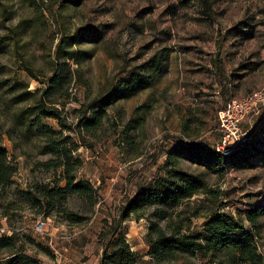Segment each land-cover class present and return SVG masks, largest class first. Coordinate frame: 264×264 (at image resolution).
I'll return each instance as SVG.
<instances>
[{
  "label": "rangeland",
  "instance_id": "374dc122",
  "mask_svg": "<svg viewBox=\"0 0 264 264\" xmlns=\"http://www.w3.org/2000/svg\"><path fill=\"white\" fill-rule=\"evenodd\" d=\"M134 76L146 85L128 86ZM259 90L264 0H0V141L16 168L14 184L1 191L12 209L6 218L0 208V234L29 235L27 254L40 264H101L103 233L118 224L122 207L175 168L203 181L205 192L121 223L139 264H159L147 255L152 224L167 232L179 220L184 233L194 234L211 211L241 216L264 257V115L248 160L218 166L205 151L186 148L168 156L179 141L212 148L218 111ZM109 91L112 102L91 135L80 127L79 110L90 118L95 97ZM39 99L56 108L64 127L39 116L27 130L21 114ZM45 127L61 131L54 138L74 150L76 182L96 189L93 207L69 194L45 217L25 202L20 191L32 185L64 184L60 159L45 152ZM62 210L81 220H67ZM256 211L252 225L245 213ZM39 222L46 234L35 231ZM199 261L198 254L183 255L177 264Z\"/></svg>",
  "mask_w": 264,
  "mask_h": 264
},
{
  "label": "trees",
  "instance_id": "16d2710c",
  "mask_svg": "<svg viewBox=\"0 0 264 264\" xmlns=\"http://www.w3.org/2000/svg\"><path fill=\"white\" fill-rule=\"evenodd\" d=\"M131 83H137L140 86L146 85L142 78L134 76ZM134 89H132L133 91ZM112 91V90H111ZM104 96H97L91 103L90 118H87V111L79 110L80 127L89 134L94 135V129L101 126L106 115L105 109L111 103L109 93ZM54 106L46 105L45 101L39 99L34 109L22 112L23 119H29L26 125L27 130L30 125L35 123L39 116L56 118L62 125V119L59 114H55ZM17 120L24 123L21 116L17 115ZM63 127L65 125H62ZM46 128V127H45ZM79 128V125H76ZM257 128V127H256ZM45 152H50L57 159H60L58 166H62L61 179L64 180L62 187L54 184L32 185L24 191H20L25 198V202L34 209L36 213L45 217L52 212L60 209V204L69 194H79L85 198L91 207L95 205L94 196L96 189L92 184L86 181L76 182L75 169L80 164L78 159L74 160L72 151L66 148L62 142L58 143L54 138L55 134L60 136L61 131L56 133L50 128H46ZM255 132L250 136V141L240 146L238 150L231 152L229 156L223 157L211 148H205L201 145H176L168 151V156L178 155L181 148L189 151L195 149L202 150L211 156L217 165H221L225 160L234 161L239 159L248 160L252 153L249 152V144L252 142ZM172 154L169 155V153ZM172 175L158 177L154 182L146 188L140 189L136 195L128 201V204L122 207L118 224H109L107 233L104 237L108 238L104 244L102 252L101 264H139L140 256L132 250L127 241L125 231H119L121 223L129 218V216L143 217L141 212L144 209L156 206L157 212H164L166 207L176 209L184 201L190 199L198 193L205 192L206 185L198 179L181 169L172 168ZM16 168L11 160L7 159V150L0 141V208L3 209L1 216L8 218L12 209V202L5 201L1 191L11 187L14 184V174ZM65 214L64 218L71 222H77L81 219L62 210ZM247 220L253 225L258 215L256 212H247ZM170 216V215H169ZM178 218V217H177ZM173 219L172 216L168 218ZM172 221V220H171ZM169 222L166 226L168 231L156 224H152L149 233L146 236V242L149 246L147 255L152 261L159 264H177V261L183 255L195 256L198 254L201 258L197 264H264V257L259 251L257 243L254 241V234L251 229H246L241 221V216L237 217L226 211H211L205 222L203 223V231L194 234L184 233L182 231L183 223L179 220ZM32 238L27 234H21L15 230H11V234H0V264H40L39 261L27 254L28 244H33Z\"/></svg>",
  "mask_w": 264,
  "mask_h": 264
},
{
  "label": "built area",
  "instance_id": "2783aa9c",
  "mask_svg": "<svg viewBox=\"0 0 264 264\" xmlns=\"http://www.w3.org/2000/svg\"><path fill=\"white\" fill-rule=\"evenodd\" d=\"M263 115L264 90L254 91L248 96L228 100L217 113L218 138L211 149L223 157L229 156L231 152L238 150L240 146L250 141V136L256 129V125L260 123L259 118ZM180 144L185 145L179 141L175 146ZM43 226L44 223L39 222L35 231L39 234H46ZM3 232L2 230L0 233ZM48 244L52 246L51 238H49Z\"/></svg>",
  "mask_w": 264,
  "mask_h": 264
},
{
  "label": "crops",
  "instance_id": "0c3cea01",
  "mask_svg": "<svg viewBox=\"0 0 264 264\" xmlns=\"http://www.w3.org/2000/svg\"><path fill=\"white\" fill-rule=\"evenodd\" d=\"M140 190V189H139Z\"/></svg>",
  "mask_w": 264,
  "mask_h": 264
}]
</instances>
